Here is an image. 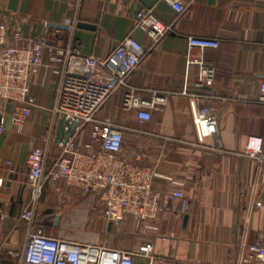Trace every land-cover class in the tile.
<instances>
[{"label":"crops","instance_id":"crops-1","mask_svg":"<svg viewBox=\"0 0 264 264\" xmlns=\"http://www.w3.org/2000/svg\"><path fill=\"white\" fill-rule=\"evenodd\" d=\"M183 3L179 13L156 0H1L0 19L11 30L47 38L62 50L78 42L80 54L70 57L67 71L107 80L111 77L93 59L106 58L131 32L139 10L154 8L172 30L157 42L142 30L132 33L145 54L128 83L143 100L159 96L164 102H155L148 109L151 119L141 122L135 109L122 108L121 89L96 117L122 128L121 158L149 167L158 190L182 187L183 198L155 221L137 223L127 216L116 226L96 194L46 179L33 221L23 219L32 203L30 152L46 151V173L60 155L58 142L67 137L52 114L59 74L45 49L30 80L36 106L20 128L5 119L0 133V264H20L28 234L38 227L50 236L119 250L152 243L153 259L136 256L134 264H239L247 244L264 242V209L255 207L252 187L256 163L240 155L249 136L264 139V0ZM68 19L74 29L67 28ZM189 36L218 39L220 45L190 49ZM193 60L198 64L187 69ZM200 64L214 69L211 85H196ZM185 87L199 97L182 95ZM203 108L210 114L205 122L198 118ZM205 140L216 150L203 148ZM75 146L80 152L98 148L89 127L78 133Z\"/></svg>","mask_w":264,"mask_h":264},{"label":"built area","instance_id":"built-area-1","mask_svg":"<svg viewBox=\"0 0 264 264\" xmlns=\"http://www.w3.org/2000/svg\"><path fill=\"white\" fill-rule=\"evenodd\" d=\"M156 1L171 5L179 13L185 10L183 0ZM65 24L69 30L74 29L75 22L70 19ZM135 30L146 32L153 42H157L172 29L160 22L153 7L139 10L131 32L116 44L106 58L93 59L96 67L105 70L111 77L107 80L67 71L70 57L80 54L78 42L72 48L57 49L49 44L47 38L33 39L20 30L13 31L0 19V133L4 130L5 119L20 128L36 106L30 80L42 64L45 49L53 55L52 59L59 74L53 117L64 119L65 131L75 123L71 135L58 142L60 155L46 173V151L36 148L30 152L28 182L32 189V203L23 212L22 217L26 221H33L35 204L46 179L62 180L65 185L75 187L84 194H96L102 204L104 216L116 226L123 225L127 216L134 217L137 223L155 221L160 211L171 209L173 200L183 198L182 187L158 190L151 185L153 173L149 167L134 165L121 158L122 128L108 119L101 120L96 117L105 102L121 89L122 108L135 109L141 122L151 119L148 109L155 102L165 100L155 96L152 101H145L128 83V77L145 54L141 43L132 35ZM187 41L190 49L218 48L220 45L218 39L196 36L187 37ZM194 64H198V61H188L187 69ZM214 75L212 67L201 65L199 82L196 85H211ZM260 91V100L264 102V82L260 84ZM181 94L199 97L190 94L187 87ZM198 118L208 121V109H200ZM85 127L90 128L91 139L98 145L95 151L80 152L75 146L78 133ZM201 146L216 150L206 140ZM240 155L256 163L252 184L256 192L254 205L264 209V139L249 136ZM152 250L153 245L150 242L143 243L134 251L119 250L50 236L38 227L28 234L20 264H134L136 256L152 260ZM239 264H264V242L256 238L247 244Z\"/></svg>","mask_w":264,"mask_h":264},{"label":"water","instance_id":"water-1","mask_svg":"<svg viewBox=\"0 0 264 264\" xmlns=\"http://www.w3.org/2000/svg\"><path fill=\"white\" fill-rule=\"evenodd\" d=\"M59 126H60V129H64L65 127V121L64 119H60L59 121ZM75 128V123H72L69 127V130L67 131V136L71 135L73 129Z\"/></svg>","mask_w":264,"mask_h":264}]
</instances>
